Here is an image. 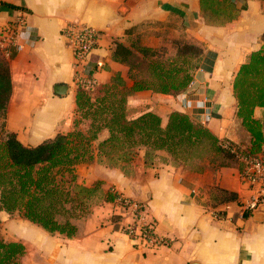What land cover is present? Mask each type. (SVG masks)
I'll return each instance as SVG.
<instances>
[{
  "label": "crops",
  "instance_id": "crops-1",
  "mask_svg": "<svg viewBox=\"0 0 264 264\" xmlns=\"http://www.w3.org/2000/svg\"><path fill=\"white\" fill-rule=\"evenodd\" d=\"M231 1L235 17L213 24L205 19L200 0H0V25L13 21L20 11L25 17L15 40L17 47L3 54L11 77L7 128L25 145L73 128L74 58L61 28L76 21L101 33L86 66L97 85L108 82L113 73L131 85L127 66L111 57L115 40L129 45L138 37L153 49L166 47L167 56L174 54V40L199 45L198 67L185 89L177 94L135 91L127 98V117L152 111L164 125L169 112L178 110L207 126L219 139L249 142V132L236 116L232 80L249 53L264 44V0ZM58 84L65 85L62 93H57L62 88ZM252 116L263 122L264 132V108L255 106ZM88 125L87 119L79 127L86 131ZM107 135L102 128L93 144ZM168 157L157 150L153 162L145 165L141 151L134 162H124L127 170L105 164L104 157L77 164L79 183L100 182L99 198L79 232L72 237L59 234V240L48 234L23 240L35 242L41 255L56 264H264V204L241 216L251 192L240 182L237 166L205 167L197 172ZM109 189L131 200L145 196L143 214L155 222L160 234L168 236V245L148 252L132 247L118 232L131 220L129 209L116 200L103 199ZM220 189L236 192L238 200L220 202ZM215 210L223 219L213 216Z\"/></svg>",
  "mask_w": 264,
  "mask_h": 264
},
{
  "label": "trees",
  "instance_id": "trees-1",
  "mask_svg": "<svg viewBox=\"0 0 264 264\" xmlns=\"http://www.w3.org/2000/svg\"><path fill=\"white\" fill-rule=\"evenodd\" d=\"M2 5L17 9L13 4ZM200 7L205 19L213 24H223L236 15L231 0H200ZM173 44L174 54L161 60L159 50L141 44L138 37L129 45L115 40L111 57L127 66L131 85L127 86L119 73L98 84L93 93L77 84L73 128L35 145L23 144L6 126L11 77L8 61L0 50V212H16L49 233L72 237L100 193L99 181L89 186L77 181L79 163L104 156L113 164L128 163L141 150L143 162L150 165L155 151L163 150L183 165L192 157H200L208 163L217 161L213 170L233 164L240 172L243 165L238 154H264L263 122L252 116L255 106L264 108V44L249 53L232 80L236 116L249 132V142L219 139L207 126L178 110L169 112L164 125L152 111L127 117V98L133 92L177 94L191 81L202 48L183 39ZM87 119L89 125L83 131L79 125ZM102 128L107 129V137L93 144ZM204 169L203 163L192 168L197 172ZM117 196L109 189L103 199L111 201ZM218 198L220 202L238 200L236 192L221 189ZM248 214L244 212L242 217ZM24 253L22 242L0 237V264H21Z\"/></svg>",
  "mask_w": 264,
  "mask_h": 264
},
{
  "label": "built area",
  "instance_id": "built-area-1",
  "mask_svg": "<svg viewBox=\"0 0 264 264\" xmlns=\"http://www.w3.org/2000/svg\"><path fill=\"white\" fill-rule=\"evenodd\" d=\"M25 24L23 12H18L12 22L0 25V50L5 55L9 48H16L18 30ZM61 35L66 45L71 49L75 69V82L88 91H94L96 79L86 69L89 57L98 46L101 38L100 30L80 23L68 22L61 28ZM225 146L226 143H223ZM234 151L235 154V150ZM242 162L239 172V180L250 190V196L242 205L241 216L244 212H250L264 204V154H238ZM115 200L129 209L131 220L124 223L118 229L132 241L133 245L144 251H153L160 246H166L169 238L156 230L155 222L144 216V202L131 200L118 194ZM213 216L223 219L220 212H213Z\"/></svg>",
  "mask_w": 264,
  "mask_h": 264
},
{
  "label": "rangeland",
  "instance_id": "rangeland-1",
  "mask_svg": "<svg viewBox=\"0 0 264 264\" xmlns=\"http://www.w3.org/2000/svg\"><path fill=\"white\" fill-rule=\"evenodd\" d=\"M264 38V37H263ZM262 38V39H263ZM158 52V58L161 60H164L167 57V49L166 47H160ZM170 56V55H168ZM248 57V56H247ZM141 150H138L137 153H139ZM136 155L133 158V162L137 159ZM160 158H162V155H159ZM208 156V155H207ZM103 158V157H101ZM154 158V157H153ZM171 161H174L175 163H180V160H173L172 157H168ZM208 158V157H206ZM104 163L107 165H113V162L109 161L108 158L104 156L103 158ZM153 162V159L151 163ZM201 163L205 164V167H208L209 169H213L214 166H216L217 161L215 162H210L208 163V159L204 158H198V157H192L189 160H187V163L184 165L185 167L192 169L195 166L200 165ZM129 164V162H128ZM114 165L121 166L125 170L129 169L128 165H124V162H116ZM210 186V185H209ZM210 188H212L210 186ZM212 212H219V211H212ZM118 232H120L122 235H124L119 229ZM35 234L37 236H40L42 234L46 235L48 234L49 237H54L56 240H59V235L58 233H49V232H44L40 226L23 219L18 215V213L13 212V213H6L5 211L0 212V237L3 238L4 240H16L20 241L24 244L25 246V253L23 257L21 258V264H56V262H50L49 258L45 256V254L41 255L40 251L38 248H36V243L35 242H28L24 241L23 239L26 240H33ZM64 236V235H63ZM125 236V235H124ZM64 238V237H62ZM131 241V240H130ZM132 247L137 248L136 246L133 245L131 241ZM111 251V248H109ZM141 249V248H138ZM107 250V249H106ZM148 252V251H147Z\"/></svg>",
  "mask_w": 264,
  "mask_h": 264
},
{
  "label": "water",
  "instance_id": "water-1",
  "mask_svg": "<svg viewBox=\"0 0 264 264\" xmlns=\"http://www.w3.org/2000/svg\"><path fill=\"white\" fill-rule=\"evenodd\" d=\"M57 86L58 87H62V88L59 89V91L57 93H62L64 91L65 85L64 84H58ZM146 199L147 198L145 196H143V200H140V201L144 202V200H146ZM192 264H197V263L193 262Z\"/></svg>",
  "mask_w": 264,
  "mask_h": 264
}]
</instances>
